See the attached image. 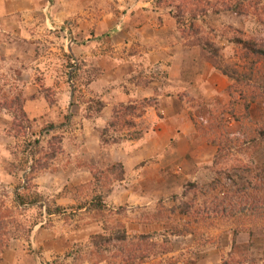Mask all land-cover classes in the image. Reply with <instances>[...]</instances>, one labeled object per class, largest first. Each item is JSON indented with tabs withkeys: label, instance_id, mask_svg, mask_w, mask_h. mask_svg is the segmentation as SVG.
<instances>
[{
	"label": "rangeland",
	"instance_id": "obj_1",
	"mask_svg": "<svg viewBox=\"0 0 264 264\" xmlns=\"http://www.w3.org/2000/svg\"><path fill=\"white\" fill-rule=\"evenodd\" d=\"M157 1L0 0V219L10 235L0 244V264H89V237L103 234L104 220L77 209L92 196L90 187L78 189L92 181L78 162L122 167V180L104 193L105 217L124 225L133 250L142 235L156 246L141 264H223L233 243L248 245L236 254L242 264H264L262 221L213 209L219 199L235 200L231 193L250 179L244 169L228 172L231 165L264 167V145L240 152L248 129L264 124V105H251L239 122L223 114L234 148L218 162L195 126L227 104L231 82L188 46L189 16L177 24L174 10ZM224 2L231 4L211 0L191 23L217 36L224 61L241 68L234 40L264 43V0H243L241 16ZM16 98L24 100L28 127L15 136ZM123 106L134 109L126 118L132 125L120 121L104 133ZM104 138L118 142L102 147ZM34 139L44 154L59 149L38 172H30L36 146L26 148ZM191 201L188 216L176 212ZM56 206L61 214L46 215Z\"/></svg>",
	"mask_w": 264,
	"mask_h": 264
},
{
	"label": "trees",
	"instance_id": "obj_2",
	"mask_svg": "<svg viewBox=\"0 0 264 264\" xmlns=\"http://www.w3.org/2000/svg\"><path fill=\"white\" fill-rule=\"evenodd\" d=\"M225 1V0H224ZM211 0H158L156 4L165 5L174 10V17L177 24H184L186 22V16H189L190 21H187L188 28L185 35L186 38L191 37L192 40L188 43L189 47H197L202 52L205 53V60L208 62L212 68L217 71L220 75L226 77L231 83L225 89V94L229 97L226 105L215 107L213 111L210 112L209 118L207 120H201V123L196 127V131L203 138V141L209 145L216 148L215 159L218 162L224 161L229 157L228 153L231 148H234L233 139L225 131L224 124L222 122V117L224 115H230L235 122L241 121L243 118L249 117L250 107L255 103H261L264 105V43L256 42L254 39L243 40L237 37L234 42L243 51L241 53V58L245 60V65L241 68L234 65H230L224 61L219 44L216 42V37L214 34L204 33L202 34L198 26H194L191 21L197 19L199 15H202L206 11V4H209ZM229 3L224 2V5L230 7V11L241 16L245 9V2L243 0H228ZM185 32V31H184ZM232 42L233 39L227 40ZM228 42V43H229ZM238 98L235 99V98ZM13 105L15 110L12 114V122L10 124L9 130L16 135L20 133L23 134L27 125L25 126V114L22 110L24 100L14 99ZM238 104L242 107V113L237 115ZM97 112L102 110V105L96 103ZM91 107H88L90 110ZM134 112L132 107H122L119 111L116 109L112 112L113 120L109 121L107 127L105 128L106 133L110 128H118V123L121 121L122 126L132 125L131 121L127 120ZM248 140L244 149L240 152L250 151L251 154H256L264 145V124H258L253 129H248ZM102 147L107 144L117 143V140H110L104 138L102 140ZM29 144V145H27ZM26 144V148L30 149L33 145L36 147L32 150L33 154H38V157L34 159L31 164L30 172H38L49 166L53 158L56 157L58 148H52L51 153H43L39 146V141L34 139ZM56 150V153H54ZM41 155H47L43 160ZM49 164V165H48ZM76 167H86L90 170L92 181L78 187V189H86V187L91 188V199L86 204H80L78 210L86 208L85 211H89L93 214V220L103 219L104 229L103 234H95L89 237L87 243V249L84 259L89 264H141L148 259L149 254L155 250V245L148 247V237L138 236V240L133 250L128 245L133 242L132 238H129L124 230V225L118 220L115 223L110 221L105 217V192H109L110 186L113 182L121 181L123 178V171L120 165H115L106 171H100L99 168L93 166L92 164L83 163L77 164ZM239 169H244V172L250 176L247 185L241 188H236L231 194V198L235 200H221L219 199L218 206L213 203V209L218 212H224L228 208L230 211L228 215L230 218L237 217L238 215H243L250 222H256L258 220L262 221L264 225V167L255 166L243 167L240 164L231 165L228 168V172L237 171ZM218 180V179H217ZM217 183V182H215ZM211 184L210 187L215 186ZM191 190L195 189V185L189 184ZM229 193V192H227ZM186 194V192L184 193ZM201 195L202 192H201ZM35 202V201H33ZM33 204V203H32ZM215 205V206H214ZM87 206V207H86ZM192 207V201L189 203H183L177 206V213L181 216H188L190 214V208ZM63 208L56 206L51 210H46V215L61 214ZM68 217H65L67 220ZM118 220V221H117ZM116 224V225H115ZM8 227V222L4 223L3 219H0V244L5 242L7 244L10 239V235L6 233ZM117 228V229H116ZM239 230H235L233 236L239 235ZM246 249L248 245H243ZM240 247L233 243L232 253L230 256V261H223V264H242L241 259L236 258V254L241 252ZM77 258H81L79 255V250L74 253ZM80 261V260H79ZM82 262V261H80ZM230 262V263H229ZM1 263V257H0Z\"/></svg>",
	"mask_w": 264,
	"mask_h": 264
}]
</instances>
